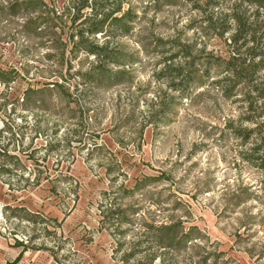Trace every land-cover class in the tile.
I'll use <instances>...</instances> for the list:
<instances>
[{"label":"rangeland","instance_id":"374dc122","mask_svg":"<svg viewBox=\"0 0 264 264\" xmlns=\"http://www.w3.org/2000/svg\"><path fill=\"white\" fill-rule=\"evenodd\" d=\"M68 1L55 0L56 9ZM237 1L124 0L136 16L131 32L95 38L125 62L105 65L125 72L113 85L81 78L96 64L84 52H66L63 65L47 60L58 36H26L23 17L0 11V264H202L218 253L219 263L264 264V172L245 160L257 138L233 133L255 124L238 97L209 85L219 72L197 80L229 37L206 20ZM173 55L196 72L181 93L159 75ZM157 95L173 100L166 117ZM245 188L253 195L236 206L233 194ZM172 221L199 230V250L171 256L155 245L150 226Z\"/></svg>","mask_w":264,"mask_h":264},{"label":"trees","instance_id":"16d2710c","mask_svg":"<svg viewBox=\"0 0 264 264\" xmlns=\"http://www.w3.org/2000/svg\"><path fill=\"white\" fill-rule=\"evenodd\" d=\"M167 1L171 0H147V3L158 5ZM237 2L238 4L234 5L230 13L217 21L211 18L206 20L208 30L216 32L219 38L227 33L229 37L224 42L226 47L224 56H217L211 63L213 65L208 67L206 63L197 80L204 85L206 82L203 81H207L212 68L215 72H219L220 76L209 85H214L223 97L236 96L243 103L247 112L245 120L255 124V127L250 130L234 129L233 133L245 141L253 137L257 138L245 160L264 172V133L262 132L264 127V0H238ZM123 3L124 0H69L61 10H57L55 0H0V11L6 12L8 17H23L25 19L23 32L26 36L34 35L38 38L45 31L49 35L58 36V39L53 40L47 48L49 51L45 54L47 60L58 58L63 65L66 52L75 53L73 59H76L80 52H84L96 58V64L89 72L81 74V78L87 83H97L100 78L106 79L110 85H113L119 82V77L125 75V72L123 70L111 72L106 66L122 67L125 66V62L120 61L116 54L107 50V42L102 46L96 45L95 38L97 35L127 36L131 32L136 16L129 8L123 11ZM217 3L218 0H206L207 7L214 8ZM244 5L245 9H243ZM196 9L201 10L199 7ZM227 18L231 21V26L228 25ZM59 26V33L56 34L54 29ZM64 28L67 29L66 33ZM63 36H65L64 40H62ZM68 46H71L70 50ZM53 49L56 53L52 51ZM181 51L185 53L184 58L188 59L190 53L186 49ZM176 58V55L168 58L166 61L169 63L162 66L159 75L168 79L173 91L181 93L193 82L196 72L192 69L194 67L192 61L185 60L183 65H175L173 61ZM3 75L6 77L1 79L2 83L13 82L9 74ZM55 85L58 86V84ZM172 103V98L163 95H157L154 98L157 114L161 113L165 117L171 113ZM260 190L264 198V178L261 181ZM252 195L253 193L248 192L246 188L236 190L233 194L235 205L244 204ZM150 229H152V240L155 245L165 253L172 254L171 256L187 245L194 244L193 248L199 250L204 239L196 227L185 230L182 223L178 221L150 226ZM222 255V253L209 254L201 259V263L205 264L209 257L213 258V264H228V260L219 263L218 260L222 258Z\"/></svg>","mask_w":264,"mask_h":264}]
</instances>
